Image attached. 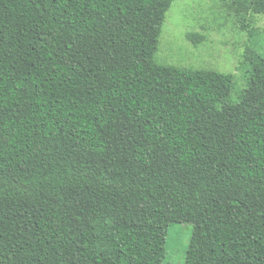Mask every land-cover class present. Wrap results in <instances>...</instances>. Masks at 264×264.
Returning <instances> with one entry per match:
<instances>
[{"label":"trees","instance_id":"16d2710c","mask_svg":"<svg viewBox=\"0 0 264 264\" xmlns=\"http://www.w3.org/2000/svg\"><path fill=\"white\" fill-rule=\"evenodd\" d=\"M174 1L0 0V264H163L172 224L184 264H264V42L233 99L156 62Z\"/></svg>","mask_w":264,"mask_h":264},{"label":"rangeland","instance_id":"374dc122","mask_svg":"<svg viewBox=\"0 0 264 264\" xmlns=\"http://www.w3.org/2000/svg\"><path fill=\"white\" fill-rule=\"evenodd\" d=\"M236 8L233 0H175L166 14L156 62L231 74L235 81L231 98L236 99L244 84L247 48L253 45L248 30L256 29L258 41L264 42V14L238 13ZM187 33L204 39L194 43ZM192 230L191 224L168 227L163 264H184Z\"/></svg>","mask_w":264,"mask_h":264}]
</instances>
